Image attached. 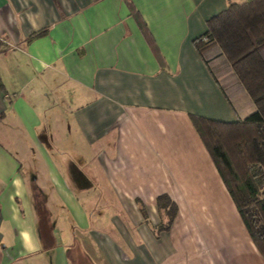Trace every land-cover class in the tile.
<instances>
[{
    "label": "crops",
    "instance_id": "obj_1",
    "mask_svg": "<svg viewBox=\"0 0 264 264\" xmlns=\"http://www.w3.org/2000/svg\"><path fill=\"white\" fill-rule=\"evenodd\" d=\"M230 1L0 0V264H264L189 119H236L192 45Z\"/></svg>",
    "mask_w": 264,
    "mask_h": 264
},
{
    "label": "trees",
    "instance_id": "obj_2",
    "mask_svg": "<svg viewBox=\"0 0 264 264\" xmlns=\"http://www.w3.org/2000/svg\"><path fill=\"white\" fill-rule=\"evenodd\" d=\"M132 11L130 0H124ZM44 29L25 40L39 37ZM192 45L216 81L234 121L189 115L251 242L264 260V0L230 1L205 21V31ZM239 86L251 110L237 114L228 88ZM138 210L146 220L141 203ZM158 223L153 236L169 228L176 206L166 196L155 199Z\"/></svg>",
    "mask_w": 264,
    "mask_h": 264
},
{
    "label": "rangeland",
    "instance_id": "obj_3",
    "mask_svg": "<svg viewBox=\"0 0 264 264\" xmlns=\"http://www.w3.org/2000/svg\"><path fill=\"white\" fill-rule=\"evenodd\" d=\"M44 229H43V227H40L39 228V224H38V232H39V234H40V238H44V233L42 232Z\"/></svg>",
    "mask_w": 264,
    "mask_h": 264
}]
</instances>
